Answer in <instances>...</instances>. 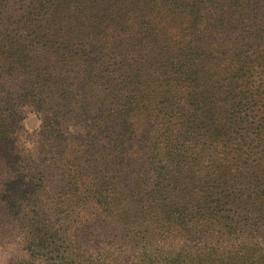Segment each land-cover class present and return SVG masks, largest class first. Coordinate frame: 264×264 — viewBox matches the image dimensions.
<instances>
[{
  "label": "trees",
  "instance_id": "1",
  "mask_svg": "<svg viewBox=\"0 0 264 264\" xmlns=\"http://www.w3.org/2000/svg\"><path fill=\"white\" fill-rule=\"evenodd\" d=\"M11 244L8 264H264V0H0Z\"/></svg>",
  "mask_w": 264,
  "mask_h": 264
},
{
  "label": "rangeland",
  "instance_id": "2",
  "mask_svg": "<svg viewBox=\"0 0 264 264\" xmlns=\"http://www.w3.org/2000/svg\"><path fill=\"white\" fill-rule=\"evenodd\" d=\"M23 122H22V126H23L22 129L24 130V134H26L28 131L25 129ZM36 129L37 128L33 129L31 132H28V135L31 136L35 132ZM15 248L19 249V246L15 244H11V245H8L4 250L0 251V264H8L9 260L13 257V254L17 253Z\"/></svg>",
  "mask_w": 264,
  "mask_h": 264
},
{
  "label": "clouds",
  "instance_id": "3",
  "mask_svg": "<svg viewBox=\"0 0 264 264\" xmlns=\"http://www.w3.org/2000/svg\"><path fill=\"white\" fill-rule=\"evenodd\" d=\"M23 123H24L25 129L28 132H31L33 129L38 128L40 124V120L36 119L34 115L30 114ZM24 146L25 148H28V149L33 147V145L27 141L24 142Z\"/></svg>",
  "mask_w": 264,
  "mask_h": 264
}]
</instances>
